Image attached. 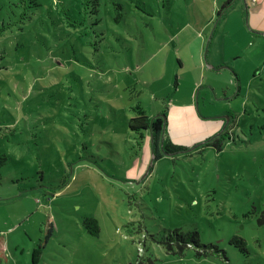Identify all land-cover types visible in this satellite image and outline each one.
<instances>
[{
    "label": "rangeland",
    "instance_id": "374dc122",
    "mask_svg": "<svg viewBox=\"0 0 264 264\" xmlns=\"http://www.w3.org/2000/svg\"><path fill=\"white\" fill-rule=\"evenodd\" d=\"M36 1L0 39L2 264H264V0ZM139 115L184 149L154 161Z\"/></svg>",
    "mask_w": 264,
    "mask_h": 264
},
{
    "label": "trees",
    "instance_id": "16d2710c",
    "mask_svg": "<svg viewBox=\"0 0 264 264\" xmlns=\"http://www.w3.org/2000/svg\"><path fill=\"white\" fill-rule=\"evenodd\" d=\"M232 0H225L227 4H230ZM86 4V3H85ZM92 8L95 9L97 3H92ZM87 5V4H86ZM39 5L36 0H0V39L7 40L8 37L3 35L9 29L12 28L15 16L18 15V20L22 23L26 20L30 14L31 8H37ZM89 6V5H87ZM226 6H222L224 9ZM115 9L118 10L115 21H119L121 19L120 10H122V6L117 4ZM61 11V10H60ZM60 11L57 10V13L60 14ZM20 28V27H19ZM63 34V31H62ZM63 52V50H62ZM3 56V53L0 55ZM57 65L59 67H63V61L59 62ZM56 65V63H53ZM62 70V69H61ZM63 80V75H62ZM63 101V98L61 99ZM60 112L63 114V104L61 108H59ZM61 114V115H62ZM164 115V112H162ZM63 123V121H62ZM163 119L159 116L148 117L145 115H139L133 118L128 119L127 126L130 131L137 133L145 130H150L152 136V149H153V160L155 161L159 157V148L165 154H173L175 152H179L184 148L182 146H178L173 144L168 137L163 133ZM62 125V124H61ZM63 126V125H62ZM216 139L213 141H208L204 146H213L215 148H219L221 146V141L224 138V134H220L215 137ZM219 150V149H218ZM7 157L5 155H0V168L6 163ZM1 180V179H0ZM18 181V180H17ZM15 181V182H17ZM14 180H11V183H15ZM1 183V182H0ZM258 226H264V210L260 213V215L256 219ZM83 227L87 230L88 234L91 236H98L99 233V225L98 221L94 217H85L82 220ZM49 231L45 236L46 239L49 236ZM167 241L166 249L174 255L183 256L187 251L190 250L191 256L201 259L202 257L215 256L222 258V262H228L225 253L219 249L217 245H213L212 243L203 244L200 242L198 238L197 232H189V233H181L179 231L170 232L166 237ZM42 241V240H41ZM228 244L233 245L240 253L246 254L249 252L248 250V242L245 237H241L238 235H232L228 239ZM40 250L42 247L38 245L36 247ZM5 251V239L4 235L0 233V264H2L3 259L6 258Z\"/></svg>",
    "mask_w": 264,
    "mask_h": 264
},
{
    "label": "crops",
    "instance_id": "0c3cea01",
    "mask_svg": "<svg viewBox=\"0 0 264 264\" xmlns=\"http://www.w3.org/2000/svg\"><path fill=\"white\" fill-rule=\"evenodd\" d=\"M180 65L183 66L182 63H181ZM181 66H180V67H181ZM225 112H226V111H225ZM11 188H12V187H11ZM16 188H18V187H16ZM18 189H19V188H18ZM27 189H28V188L19 189V191H20V193H22V191H27ZM12 196H14V195H12ZM5 199H6V198H5ZM2 205H3V204H2ZM2 234H3V233H2ZM5 251H6V250H5Z\"/></svg>",
    "mask_w": 264,
    "mask_h": 264
},
{
    "label": "flooded vegetation",
    "instance_id": "af4514ba",
    "mask_svg": "<svg viewBox=\"0 0 264 264\" xmlns=\"http://www.w3.org/2000/svg\"><path fill=\"white\" fill-rule=\"evenodd\" d=\"M221 134H222V133H221ZM215 137H216V136L212 137L210 140H211V141L215 140V139H216ZM210 140H209V141H210Z\"/></svg>",
    "mask_w": 264,
    "mask_h": 264
},
{
    "label": "water",
    "instance_id": "95a60500",
    "mask_svg": "<svg viewBox=\"0 0 264 264\" xmlns=\"http://www.w3.org/2000/svg\"><path fill=\"white\" fill-rule=\"evenodd\" d=\"M165 123V122H164Z\"/></svg>",
    "mask_w": 264,
    "mask_h": 264
}]
</instances>
